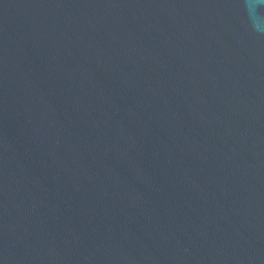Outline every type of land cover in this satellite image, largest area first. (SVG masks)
Wrapping results in <instances>:
<instances>
[{
  "label": "water",
  "instance_id": "water-1",
  "mask_svg": "<svg viewBox=\"0 0 264 264\" xmlns=\"http://www.w3.org/2000/svg\"><path fill=\"white\" fill-rule=\"evenodd\" d=\"M0 264H264V3L0 0Z\"/></svg>",
  "mask_w": 264,
  "mask_h": 264
},
{
  "label": "clouds",
  "instance_id": "clouds-1",
  "mask_svg": "<svg viewBox=\"0 0 264 264\" xmlns=\"http://www.w3.org/2000/svg\"><path fill=\"white\" fill-rule=\"evenodd\" d=\"M260 2H261V3H264V0H260ZM256 7H257V4H256V3H252V4L250 5V8H251L253 11L256 9Z\"/></svg>",
  "mask_w": 264,
  "mask_h": 264
}]
</instances>
